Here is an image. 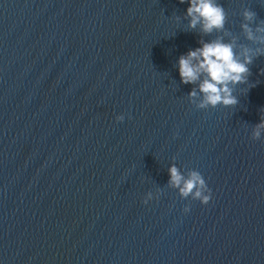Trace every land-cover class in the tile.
<instances>
[{
	"label": "water",
	"instance_id": "water-1",
	"mask_svg": "<svg viewBox=\"0 0 264 264\" xmlns=\"http://www.w3.org/2000/svg\"><path fill=\"white\" fill-rule=\"evenodd\" d=\"M217 2L204 32L187 0H0V264H264V52L234 105L198 108L176 70L202 41L264 48L240 27L261 0Z\"/></svg>",
	"mask_w": 264,
	"mask_h": 264
},
{
	"label": "clouds",
	"instance_id": "clouds-1",
	"mask_svg": "<svg viewBox=\"0 0 264 264\" xmlns=\"http://www.w3.org/2000/svg\"><path fill=\"white\" fill-rule=\"evenodd\" d=\"M264 3V0H261ZM185 15L188 18L187 27L193 28L197 24L204 32L213 29H221L224 24L225 13L217 0H187ZM245 21H250L254 12L245 9L242 12ZM243 33L248 40L264 43V21L256 24L253 30L249 23H241ZM232 41H224L216 38L202 41L196 48H191L186 53L176 58V70L181 83H196V88H190L188 97H196L199 91V99L196 101L198 108L223 106L237 103L233 95V85L246 80L248 64L252 56L264 52V48L251 49L241 47L239 54L233 51ZM264 113V106L261 108ZM116 121L124 119L123 113L114 116ZM264 131V115L256 122L250 131V136L259 138ZM170 186L177 189L181 197L190 196L205 204L210 199V189L204 178L196 169H190L187 175L182 174L174 164L168 167ZM153 199L151 192H146L141 198L142 203ZM188 205L183 206L182 211H187Z\"/></svg>",
	"mask_w": 264,
	"mask_h": 264
}]
</instances>
